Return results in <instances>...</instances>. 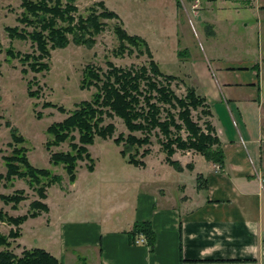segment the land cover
I'll use <instances>...</instances> for the list:
<instances>
[{
    "label": "crops",
    "instance_id": "obj_1",
    "mask_svg": "<svg viewBox=\"0 0 264 264\" xmlns=\"http://www.w3.org/2000/svg\"><path fill=\"white\" fill-rule=\"evenodd\" d=\"M91 1H101L128 34L143 38L155 62L156 53L175 55L185 72L171 75L187 78L204 97L224 162L176 152L183 167L177 171L151 150L144 167L128 163L144 174L136 187L98 205L86 197L100 188L108 197L116 177H96L95 164L81 174L76 169L62 193L71 192L79 205L51 209L47 195L48 210L21 225L19 248L35 247L20 242L26 227L59 264H264V0H198L197 12L194 0ZM195 23L209 26L208 54L193 52ZM137 221L150 224L152 246L135 244L138 233L129 237Z\"/></svg>",
    "mask_w": 264,
    "mask_h": 264
},
{
    "label": "trees",
    "instance_id": "obj_2",
    "mask_svg": "<svg viewBox=\"0 0 264 264\" xmlns=\"http://www.w3.org/2000/svg\"><path fill=\"white\" fill-rule=\"evenodd\" d=\"M75 1L20 0L22 11L16 19L22 27L6 26L5 30L10 39L29 40L33 49L23 53L8 47L5 54L19 60L23 65L22 73L47 70L50 51L64 48L70 42L91 47L95 43L94 36L104 26L103 20H118L117 14L107 9L101 1L91 5L88 14L82 16L77 13ZM27 27H31V30H27ZM114 32L120 42L144 45L148 63L124 68L107 61L108 67L104 72L87 65L83 69L80 88L95 87L90 99L78 102L72 110H65L51 102L44 103V106L57 107L62 113H67L63 120L50 124L46 130L52 137L46 141L47 149L69 141V149L52 152L50 162L62 164L71 182L76 178L78 160L86 159L89 162L87 169L92 171L94 161L87 146L92 145L96 137H113L115 125L104 122L106 117H117L123 122L127 133H118L112 141L120 147V155L129 164L145 166L143 158L151 152V137L155 136L165 153V162L177 171H182L183 168L172 158L176 150H193L205 160L221 166L224 155L219 138L208 120L199 123L200 115L209 114L204 97L187 84L185 94L178 96L171 83L179 79L160 70L146 41L137 35L128 34L120 25L115 26ZM27 83L30 87L35 82L30 79ZM37 91L28 94L38 96ZM193 111L198 112L197 119L193 118ZM6 124L9 125L8 122ZM182 132L185 133L184 136ZM11 137L14 144L11 153L3 158L6 172H0V182L10 181L14 177L25 178L30 185H38L36 192L39 198L32 200L27 212L22 215L12 216L0 208V221L13 226L7 235L0 233V264H59L56 257L39 247L23 249L20 255L10 249L9 239H16L21 235L19 226L28 218L48 210L47 205L41 201L46 197L45 188L60 181L58 175H50L48 169L37 168L29 162L25 148L18 146L23 137L17 134L15 127L11 128ZM186 168L191 170L193 166L188 163ZM41 178H48V181L41 184ZM200 178L198 175L197 182ZM0 199L6 204L11 203L15 208L25 196L21 190H15L11 194L0 195ZM140 232L146 236L148 245L152 246L154 233L150 224L137 221L128 234L133 239Z\"/></svg>",
    "mask_w": 264,
    "mask_h": 264
},
{
    "label": "rangeland",
    "instance_id": "obj_3",
    "mask_svg": "<svg viewBox=\"0 0 264 264\" xmlns=\"http://www.w3.org/2000/svg\"><path fill=\"white\" fill-rule=\"evenodd\" d=\"M74 3L78 8L77 13L86 16L88 8L96 2L76 0ZM21 11L20 0H0V172L3 174L6 172L3 158L11 153L12 144H14L11 137V128L15 127L17 134L23 137L22 142L18 146L25 148L29 162L37 168L48 169L50 175H58L60 177L59 182H54L45 188L46 197L41 201L45 203L48 195L51 209H57L58 206L62 207L64 205L76 207L79 205L78 198L71 195V192L68 195L65 194L64 197L62 193V191H68L69 185L74 181L71 182L69 180L62 164H52L50 162V154L68 150L69 141L66 140L59 145L51 146L49 149L46 148V141L52 138L46 131L48 126L63 120L67 113H62L57 107L44 106V103L51 102L57 106H62L65 110H72L78 102L90 99L92 93L95 92V87L80 88L83 69L87 65H92L104 72L108 67L107 61L112 62L116 66L128 68L129 66L139 67L147 65L149 58L144 51V45H130L126 41L120 42L114 32L115 26L120 24L116 19H110L103 20L104 26L94 36L95 43L91 47L70 42L64 48L50 51V57L47 60V70L40 72L28 71L24 74L21 72L23 65L19 60L9 58L5 54L8 47L23 53L31 52L33 49L29 40L10 39L5 30L6 26L22 27L16 19ZM245 22L248 21H244L242 24ZM193 27L190 28L191 41L195 47L193 52H206L208 54L209 41L212 40L209 38V34L205 33L209 26L205 30H201L198 24L195 23ZM27 30H31V27H27ZM247 31L254 32L251 28ZM255 36L256 33L254 32L253 37ZM68 37L71 38V35H68ZM245 38L244 36L243 40ZM213 40L219 43L221 39L217 37L213 38ZM227 41L229 40L227 39ZM174 58L175 55L173 54L156 53V59L158 60L156 62L163 73L182 76L185 69L180 64L177 65ZM30 79H34L35 83L28 87L27 81ZM188 81L187 78L183 77L173 81L171 87L178 96H182L185 94V83H189ZM36 90H38V96L28 94ZM198 115V112H192L194 119H197L196 116ZM200 117L199 123L207 120L206 116L200 115ZM7 122L9 125L6 124ZM104 123H113L115 125L113 137L106 139L96 137L94 143L87 146V150L94 161L93 164L96 166L95 174H98L96 177L109 174L116 177L108 186V191L116 193L114 195L110 193L107 197L105 195L106 188L94 189L91 196L86 198L88 202H96L97 205L98 203H105L107 199H114L115 195L118 196V193L121 190H125V188L127 191H131V185H134L135 188V185L138 184L136 177H140L143 174L139 168L126 162L119 153L120 147L112 141L118 133H127L121 119L106 117ZM182 135L184 136L185 133L182 132ZM150 149L153 151L154 159L158 157L159 151L165 155L155 136L151 137ZM192 151L185 150L183 153L182 150H176L174 153L185 154ZM88 165L89 162L86 159L78 160L76 169L81 174L82 170L85 169L87 171ZM48 178H41V184L46 183ZM84 180L85 178L82 177L81 182H84ZM37 187L38 185L35 183L30 185L25 178L14 177L10 181L2 180L0 182V195L11 194L15 190H21L25 199L20 201L15 208L11 206V203L6 204L0 199V208L12 216L25 214L29 208V203L39 198L36 192ZM21 225L19 226L20 229ZM12 227V225L0 221L1 234L7 235ZM32 234L25 227L24 237H22L20 242L26 245L29 242L35 247H40L41 243L37 239L38 237H34ZM9 241L11 243L10 249L16 253H21L23 249H29L23 247L21 250V247L19 248L20 243L15 239H9ZM16 243L18 244L16 245Z\"/></svg>",
    "mask_w": 264,
    "mask_h": 264
},
{
    "label": "built area",
    "instance_id": "obj_4",
    "mask_svg": "<svg viewBox=\"0 0 264 264\" xmlns=\"http://www.w3.org/2000/svg\"><path fill=\"white\" fill-rule=\"evenodd\" d=\"M198 8H199L198 0H194L193 4L191 6V9L193 12H197ZM134 243L135 244H147L145 235L141 232L138 233L135 240H134Z\"/></svg>",
    "mask_w": 264,
    "mask_h": 264
}]
</instances>
